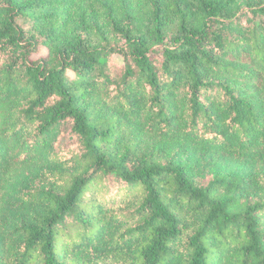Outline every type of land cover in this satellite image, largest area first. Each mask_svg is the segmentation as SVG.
I'll use <instances>...</instances> for the list:
<instances>
[{
	"label": "trees",
	"instance_id": "16d2710c",
	"mask_svg": "<svg viewBox=\"0 0 264 264\" xmlns=\"http://www.w3.org/2000/svg\"><path fill=\"white\" fill-rule=\"evenodd\" d=\"M0 264H264V0H0Z\"/></svg>",
	"mask_w": 264,
	"mask_h": 264
}]
</instances>
